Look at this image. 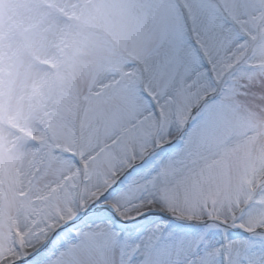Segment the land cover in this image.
Here are the masks:
<instances>
[{"label": "snow or ice", "instance_id": "obj_1", "mask_svg": "<svg viewBox=\"0 0 264 264\" xmlns=\"http://www.w3.org/2000/svg\"><path fill=\"white\" fill-rule=\"evenodd\" d=\"M163 8L0 147V264H264V0Z\"/></svg>", "mask_w": 264, "mask_h": 264}, {"label": "rangeland", "instance_id": "obj_2", "mask_svg": "<svg viewBox=\"0 0 264 264\" xmlns=\"http://www.w3.org/2000/svg\"><path fill=\"white\" fill-rule=\"evenodd\" d=\"M166 0H0V147L152 39Z\"/></svg>", "mask_w": 264, "mask_h": 264}]
</instances>
